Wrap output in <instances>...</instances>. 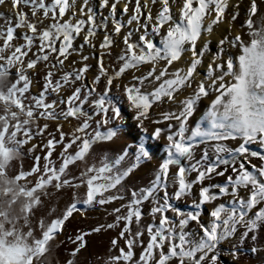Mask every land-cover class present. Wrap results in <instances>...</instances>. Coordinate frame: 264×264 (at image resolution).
<instances>
[{
    "label": "snow or ice",
    "instance_id": "1",
    "mask_svg": "<svg viewBox=\"0 0 264 264\" xmlns=\"http://www.w3.org/2000/svg\"><path fill=\"white\" fill-rule=\"evenodd\" d=\"M230 5L0 0L8 10L0 13V264H52L56 238L74 213L101 208L112 221L69 236L73 247L64 264H77L89 236L113 229L103 264H220L225 245L239 264L246 242L251 253L259 251L264 0H249L235 32L240 13ZM40 65L43 83L33 94ZM201 101L205 110L190 129ZM120 102L141 133L128 166L127 148L96 155L126 122ZM161 138L164 154L152 178L127 187L130 174L150 158L146 142ZM25 159L31 160L27 169ZM53 191L70 192L59 214L45 204ZM185 198L192 211L177 206ZM191 222L198 231L188 229Z\"/></svg>",
    "mask_w": 264,
    "mask_h": 264
},
{
    "label": "rangeland",
    "instance_id": "2",
    "mask_svg": "<svg viewBox=\"0 0 264 264\" xmlns=\"http://www.w3.org/2000/svg\"><path fill=\"white\" fill-rule=\"evenodd\" d=\"M8 12V11H7ZM6 11L0 10V13L7 14ZM3 21H0L2 23ZM219 33H216L215 35H218ZM99 38V34H98ZM87 54V50H86ZM74 57H70V60ZM89 64H95V60L90 59L88 61ZM76 67H79V65H76ZM43 68V65H40L36 76L33 77V85H32V93L36 94L39 92L41 85L43 83L41 76L42 72L40 69ZM65 68L68 69V62L65 64ZM70 70V69H68ZM60 75V72H57V77ZM91 80V71L88 73V80L84 81V83H89ZM99 91V87L97 88ZM65 94L67 92V89L64 90ZM113 92H115V89H113ZM207 101H201L199 107L197 108L196 112H194L193 116L189 119V128L194 127L196 122L200 119V116L203 114V111L205 109ZM120 108L122 110V113L126 117V122L124 123V126L120 129L118 132V135L116 138H114L113 141L107 142L104 144H101L97 146V156H114L116 154H119L123 149H128V157L126 158V161L124 162L125 166H128L130 162H134L135 159V153H136V147L140 143V130L136 127L134 121L131 119V113L127 108V105L123 102H120ZM204 107V108H203ZM75 123V122H73ZM54 123H50L49 132L54 131ZM65 131L68 130V125H65L64 128ZM149 131H151V128H149ZM36 142V141H33ZM166 143V141L161 138L158 141H147L146 142V148L150 153L149 159H143L140 163V165L134 170L132 174H130V177L127 179V187H141L146 185L149 180L152 178L154 169L158 166V161L163 156V145ZM57 153L59 152V148H57ZM199 149L196 150L197 157L199 155ZM55 155L53 156V159H55ZM15 163V162H14ZM31 163L30 159H25L23 161L25 169L29 167ZM72 171L78 175V170L76 168H73ZM83 189L80 190L78 195L82 196ZM70 192L68 193H57L52 192L51 195L45 200V204L49 207L55 206L57 208V213L63 209L66 202L69 200ZM228 199V198H224ZM223 201H216L215 203H220ZM178 207L181 208L182 211H192L191 208V198H185L184 200L180 201L177 204ZM147 207V205L145 206ZM208 205L204 206V208L201 210V220L202 222H207L208 219ZM46 211V209H45ZM41 213H37V215H40ZM55 215V214H54ZM168 215H172L171 213H168ZM104 220H107L108 222L112 221L111 216H105L104 215V209L101 208L98 211H88L86 215H81L79 213H74L73 217L69 219V221L66 223L63 233L58 235L56 238V245H59L58 247L56 245L53 246V252H52V264H64V261L68 258L67 252H69L73 245L68 241L69 236H74L76 231L78 229L82 230H88L89 227L95 225L98 221L103 222ZM189 230L192 231H198V226L195 224V222H191L188 226ZM116 229H113L111 231H103L98 234H93L88 237L87 241V248L82 250L78 256H77V264H103V259L108 255V247H109V240L112 236L116 234ZM251 242L248 241L245 243L244 248L242 249V254L238 255L239 264H264V245H257L259 248V251L256 254L251 253L248 248L250 246ZM225 250L221 253L220 256V264H233L232 258L228 255L227 252V245L224 246Z\"/></svg>",
    "mask_w": 264,
    "mask_h": 264
},
{
    "label": "bare ground",
    "instance_id": "3",
    "mask_svg": "<svg viewBox=\"0 0 264 264\" xmlns=\"http://www.w3.org/2000/svg\"><path fill=\"white\" fill-rule=\"evenodd\" d=\"M248 6H249V0H231V5L229 8V11L236 9L240 13V15L237 19V22H236V27L233 29L234 32L239 29V24L244 19V16H245V13L247 11ZM0 10L6 11V12L8 11L7 8H5L3 6H0ZM223 27L224 26L222 25L221 28L218 29L216 33H220L223 30ZM216 33H214V36ZM212 49H213V51L215 50V42H213Z\"/></svg>",
    "mask_w": 264,
    "mask_h": 264
}]
</instances>
